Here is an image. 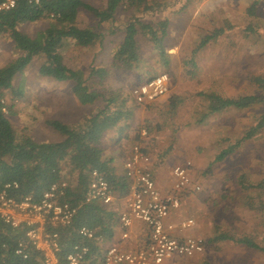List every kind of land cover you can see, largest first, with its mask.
Here are the masks:
<instances>
[{"label":"rangeland","instance_id":"1","mask_svg":"<svg viewBox=\"0 0 264 264\" xmlns=\"http://www.w3.org/2000/svg\"><path fill=\"white\" fill-rule=\"evenodd\" d=\"M83 1L103 7L106 0ZM257 1L256 14L251 17L247 8L253 0H147V5L162 10L153 15L155 19H168L167 34L160 38L164 52L159 53L149 37L139 33L136 36L139 62L137 68L130 70L112 64V55L123 40L121 25L135 17L150 21V11L142 13V7L123 4L116 10L113 22H99L81 8L77 25L97 31L100 38L88 47L69 42L63 50L65 64L81 70L88 89L104 96L117 90L131 98L136 84L162 72L169 76L167 92L152 101L151 106L136 105L131 98V126L119 134L115 129L107 131L101 143L104 155L115 157L114 164L122 172L132 137L141 127L149 133L144 148L154 170L162 164L168 177L174 165L191 161L192 176L200 190L189 194L192 200L185 202L183 217L195 219V225L189 229L198 232L189 235H199L206 242L202 253L174 257L172 264H203L204 261L264 264V254L258 250L230 242H208L215 225H220L264 244V211H252L246 197H254L257 192L244 191L237 183L241 175L254 183L264 178V130L236 152L215 160L221 148L255 124L264 103L247 108L230 107L197 122L207 103L198 95L200 91H213L226 97L259 93L251 80L255 75L264 76V0ZM49 23L50 19L24 22L19 30L35 37ZM112 25L119 30L111 32ZM215 28H223V33L201 48L193 59L194 64H189L187 60L200 38ZM157 34L159 39L161 32ZM19 54L8 38L0 36V66ZM40 64L41 57L36 56L15 76L13 89L19 95L5 92V113L18 138L29 135L38 142L54 143L63 140V135L49 127L46 119L73 126L102 107L104 101L101 95L93 103L80 102L72 90V81H58L39 74ZM96 68L104 69L102 78L92 71ZM115 148H118L117 155L112 154ZM63 170L68 177L72 176L66 167Z\"/></svg>","mask_w":264,"mask_h":264},{"label":"trees","instance_id":"2","mask_svg":"<svg viewBox=\"0 0 264 264\" xmlns=\"http://www.w3.org/2000/svg\"><path fill=\"white\" fill-rule=\"evenodd\" d=\"M257 3V0H253L247 8L251 17L256 14ZM123 4L129 7H142L141 12L150 11L151 16V20L147 22L140 19L141 17H135L121 25L124 31L123 40L112 55V64L130 70L137 68L139 62V46L136 40L139 33L148 36L159 53L164 52L160 38L167 34L168 19L165 17L155 19L154 17L162 10L147 5V0H107L103 7L92 6L83 0H32L31 2L18 0L12 8L0 10V36L8 38L13 47L20 52L17 58L5 66H0V95L4 96L5 92H10L18 96L19 93L13 89L15 76L21 74L34 57L39 56L41 57L39 74L58 81H72V90L79 101L93 103L102 94L88 89L81 70L70 68L65 64L63 50L69 42L88 47L100 38L97 31L77 25V16L81 8L87 10L99 22H113L116 10ZM42 19H50V23L35 37L19 30L21 23ZM116 30H119L117 26L112 25L110 31ZM223 30V28H215L202 36L187 60L189 64H194L196 53L207 44L216 41ZM157 31L161 32L159 39ZM92 71H95L100 78L105 74L102 68ZM251 80L259 93L226 97L213 91H200L198 95L207 103L202 117L197 122H202L207 116L230 107L247 108L264 103V76L255 75ZM102 96L104 105L73 126L57 119H46L45 122L49 127L63 135V140L54 143L38 142L29 135L18 138L7 114L3 111L7 105L0 104V188L7 182L16 181L18 188L12 191L16 198L29 195L34 200H38L52 183L65 179L66 192L59 200L78 206L72 224L59 229L61 254L72 242L90 245V241L77 235L80 226L86 225L95 230L99 229L104 234H110L115 225V213L110 208L97 201L84 202L90 170L97 169L104 175L118 199L127 193L126 176L114 166V157L104 155L101 142L107 131L115 129L119 134L131 126L133 97L130 98L128 94L123 95L117 90ZM263 130L264 109L255 124L245 129L233 143L230 142L219 150L215 160H222L236 152L246 141L258 136ZM135 133L132 142L138 136V132ZM128 136L125 134L126 138ZM225 140L229 141V139ZM63 167L68 169L71 177H68ZM237 183L244 191L254 189L257 192L254 197L246 196L249 201L248 207L252 211L263 212L264 178L254 183L241 175ZM24 233V228L12 229L0 220V264H41L39 252L30 246H27V258L15 254L14 249L18 242L24 239ZM208 242H230L264 254V244L258 243L250 235H238L220 225H215ZM94 249L95 247L92 248ZM204 262L203 264H209Z\"/></svg>","mask_w":264,"mask_h":264},{"label":"built area","instance_id":"3","mask_svg":"<svg viewBox=\"0 0 264 264\" xmlns=\"http://www.w3.org/2000/svg\"><path fill=\"white\" fill-rule=\"evenodd\" d=\"M17 1L2 0L0 10L12 8ZM168 85L169 76L162 72L137 84L131 90V95L136 104L146 106L163 96ZM0 104H5L1 95ZM147 135L148 130L141 127L123 161L128 188L126 195L121 198H124V208L118 215L123 230L122 238H127V229L135 220L148 227L144 247L124 249L112 244L92 263L91 247L83 242H72L61 254L59 229L71 225L78 210V206L59 200L65 195L66 180L52 183L38 200L29 195L16 198L12 191L18 188V183L12 181L0 188V220L12 229H25L24 239L18 242L15 254L27 258V246H30L39 252L41 264H172L174 257H192L202 253L204 238L199 235H182L183 231L195 225V219H170L174 212L180 210L181 194L200 190V185L193 180L191 161L185 160L171 168V184L167 190L162 191L156 184L151 158L142 144V139ZM116 198L104 175L97 169L90 170L84 202L97 201L107 205ZM77 235L97 244L103 241V237L86 225L77 229Z\"/></svg>","mask_w":264,"mask_h":264},{"label":"crops","instance_id":"4","mask_svg":"<svg viewBox=\"0 0 264 264\" xmlns=\"http://www.w3.org/2000/svg\"><path fill=\"white\" fill-rule=\"evenodd\" d=\"M106 2H107V0L105 1V4H106ZM105 4H104V6H105ZM145 80H143V81H145ZM152 104L153 103H150L149 105L151 106ZM204 106H206V104ZM218 113H220V112H218ZM215 114H217V113H215ZM203 121H205V119ZM148 138H149V133H148L146 138L142 139L143 146L146 145L145 143L148 140ZM117 151H118V148L112 149V154L117 155L118 154ZM118 157H119V155H118ZM114 160H115V157H114ZM114 166L118 169V164H114ZM162 167H163V165L160 164L159 166L155 167V170H154L153 169V163H152V170H153V175H154L156 184L162 191H165L169 188V186L171 184L172 175H171V171H170V175H168V177H167L166 168L165 167L162 168ZM192 171H193V166L191 167V173H192ZM119 172H122V171H119ZM122 173H124V172H122ZM170 178H171V180H170ZM193 180H194V178H193ZM189 194L190 193L181 194L180 210L177 212H174L172 214V216L170 218L171 220L177 221L179 218H182L184 216L183 215V206H184L186 201L192 200V197L189 196ZM114 197H116L115 193H114ZM105 206L107 208H110L115 213V225H113V229L111 230L110 234H104V233L100 232L99 229H96V230L94 229L98 235L103 237V241L101 244H97L96 242L90 241V247H91L90 255L93 257L91 263L96 261L97 259H99L101 257V254L105 250V248L108 247L109 245H112V244L119 245L124 249H138V248L144 247L147 243L148 227L143 222H141L139 220H135L132 223V225L127 229V232H128L127 238H122L121 234H122L123 230L119 224L118 215H119L120 211L124 208L123 207L124 206V198L123 199L116 198L110 204H107ZM197 232H198V230L186 229L185 231L182 232V235H189V234L197 233ZM93 247H95L94 250H92Z\"/></svg>","mask_w":264,"mask_h":264}]
</instances>
